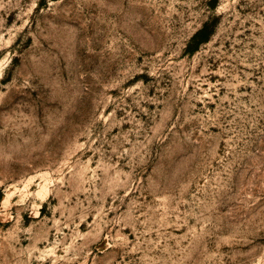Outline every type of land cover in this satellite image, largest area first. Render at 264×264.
<instances>
[{"label": "rangeland", "instance_id": "obj_1", "mask_svg": "<svg viewBox=\"0 0 264 264\" xmlns=\"http://www.w3.org/2000/svg\"><path fill=\"white\" fill-rule=\"evenodd\" d=\"M0 264H264V0H0Z\"/></svg>", "mask_w": 264, "mask_h": 264}, {"label": "trees", "instance_id": "obj_2", "mask_svg": "<svg viewBox=\"0 0 264 264\" xmlns=\"http://www.w3.org/2000/svg\"><path fill=\"white\" fill-rule=\"evenodd\" d=\"M207 37L204 35V29L199 30L196 34H195V39H194V45L191 47L190 50L196 48L200 42H202L203 40H206Z\"/></svg>", "mask_w": 264, "mask_h": 264}]
</instances>
